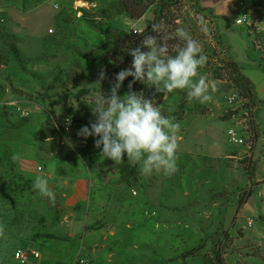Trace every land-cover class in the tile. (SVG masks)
Instances as JSON below:
<instances>
[{
    "label": "rangeland",
    "instance_id": "1",
    "mask_svg": "<svg viewBox=\"0 0 264 264\" xmlns=\"http://www.w3.org/2000/svg\"><path fill=\"white\" fill-rule=\"evenodd\" d=\"M116 1L0 0L1 24L13 36L22 57V64L11 59L6 65H0L1 214L5 216V210L14 209L23 235L28 233L33 237L42 231L58 232L54 206L32 187L39 174L38 167L47 173L57 204L59 194L49 176L53 172H71L77 162L94 174L112 176L118 181L121 178L124 197L129 196L126 207L135 205L134 195L141 196L138 211L141 220L131 221L127 229L120 226L125 239L106 241L105 249L94 254L79 240L29 241L28 247L25 244L19 249L41 251L45 256L50 247L57 248L61 257L70 262L77 259V264L79 260L87 264H213L216 252L224 264H264V183L257 186L256 193L236 215L253 190L241 168L248 162L254 163L255 157L264 174V98L262 109L255 104L251 112L239 99L229 104L227 99L235 95V90L227 82L213 80L201 69L200 74L215 85L210 102L188 100L179 109L180 94L172 92L164 96L161 104L166 117H175L181 125L177 170L171 175L163 172L142 175L139 165L128 166L126 154L124 164L117 166L101 156L102 146L100 149L94 146V137L85 139L77 135L95 117L88 104L94 101L92 92H79L91 89L88 84L79 86L75 75L82 72L88 76L101 69L79 58L77 53L98 48L114 28L138 33L152 21V9L138 20L117 16L102 29L83 20V12L93 16ZM194 1L180 0L173 13L180 18L179 28L197 40L202 50L212 51L222 23L217 24L201 13ZM243 15L246 21L240 26L230 21L225 24L246 36L248 27L250 32L254 30L264 36V0H235L229 20L243 19ZM249 48L253 61H257L259 50L252 49L250 42ZM210 54L206 53L207 57ZM76 63L79 66L75 67ZM261 85L264 89V77ZM181 92L186 94V90ZM125 94L126 88L119 89L118 95ZM21 111L27 115L22 116ZM229 128L238 132L243 144L228 142ZM213 142L220 151L227 149L239 158L238 162L229 163L231 170L223 171L218 161L216 165L211 160L201 161L202 155L212 158L209 144ZM208 166H213L212 171ZM236 191L240 193L239 198H230ZM0 247L12 260L13 253L12 257L8 254L16 247L15 243ZM13 262L16 263L14 259Z\"/></svg>",
    "mask_w": 264,
    "mask_h": 264
},
{
    "label": "clouds",
    "instance_id": "2",
    "mask_svg": "<svg viewBox=\"0 0 264 264\" xmlns=\"http://www.w3.org/2000/svg\"><path fill=\"white\" fill-rule=\"evenodd\" d=\"M152 31L159 34V26L153 25ZM202 31L207 29L202 28ZM168 38L180 41L172 46V54L166 42H159L163 38L151 34L143 38L140 47L129 49L132 65L115 74L109 94L91 93L94 101L88 104L95 119L77 133L85 139L94 137V146L97 149L102 146L101 156L117 166L124 164L126 154L128 166L139 165L140 173L145 176L154 172L171 175L177 170L181 125L175 117L164 116L160 107L143 94L129 91L123 97L118 95L124 80L133 77L130 89L133 82L141 81L154 86L164 96L176 90H186L189 101L197 100L201 104L210 102L216 90L206 75L199 72L208 60L199 42L183 28H177ZM142 48L148 50L142 51ZM105 79L106 70L101 69L97 80L88 86L101 89ZM38 172L33 190L55 206L56 193L49 185L47 173L43 169Z\"/></svg>",
    "mask_w": 264,
    "mask_h": 264
},
{
    "label": "crops",
    "instance_id": "3",
    "mask_svg": "<svg viewBox=\"0 0 264 264\" xmlns=\"http://www.w3.org/2000/svg\"><path fill=\"white\" fill-rule=\"evenodd\" d=\"M234 1L235 0H197V3L201 8L211 11L213 16L228 19V21L235 24L236 20H229L234 9ZM218 23H222L220 26L224 41L230 47L232 56L240 65L242 73L252 82L254 96L256 100L260 102L259 108L262 109L261 105L264 98V89L262 88L261 82L264 73L258 68L257 63L253 61L249 54L248 36H246V34L244 35V32H237L229 29L222 21ZM209 145V150L212 151L213 156L210 158V155H202V158L199 157L202 162L211 160L216 165L218 161L223 171L232 169L229 164L230 162H238L239 158L234 155L232 156L229 150L223 148V150L220 151V147L215 145V142ZM193 157L197 156L194 155ZM60 164L61 162L59 161L58 165L60 166ZM251 168L249 174L241 168L244 178L248 182H251L250 186L253 187V190H250L251 194L248 199L237 209L236 215L245 207L252 195L256 193L257 186L264 183V174L260 170L259 159L256 160L254 157V163L252 162ZM207 169L212 171L213 166H208ZM49 177L51 182L55 183L57 187L56 191H58L57 193L59 194L57 204L58 214L55 216V222L59 228L57 233L44 231H42V233L52 234L57 237L58 240L37 239L34 241L79 240L82 242V246H85L94 254L98 250L105 249L106 241H123L125 239L123 229L121 230L119 228L120 226L123 228L124 225V228L127 229L131 221L141 220V218L138 217L140 215L138 211L141 208V196L135 197L136 195H134L133 201L136 200L135 205L126 207L125 200L129 196L127 195L124 197L121 178L118 181L117 178H112V176L94 174L88 168L82 169L78 162L73 171L61 174L53 172ZM115 182H117V184ZM233 194L234 195H231L230 198H239L240 193L238 191ZM207 198H209V195ZM232 203L239 204L235 201ZM231 206L233 205L229 204V207ZM131 209L134 211H131ZM128 219H130V222H127ZM158 223L157 225H160V222ZM60 228L62 231L59 233ZM10 229L11 228H6L0 220V245L5 246L13 241L16 247L8 254L12 257V253L19 249L20 246L27 244L26 247H28L31 237L28 233L26 234L29 236L26 234L23 235L22 231L18 233V231ZM29 231H31V228H29ZM39 255L40 257L37 260H32L27 264H77V259L70 262L68 259L61 257L59 249L53 247H50L45 256L41 251ZM108 256L111 257V253L108 254ZM8 257L7 252L0 247V264H14L13 259L11 260Z\"/></svg>",
    "mask_w": 264,
    "mask_h": 264
},
{
    "label": "trees",
    "instance_id": "4",
    "mask_svg": "<svg viewBox=\"0 0 264 264\" xmlns=\"http://www.w3.org/2000/svg\"><path fill=\"white\" fill-rule=\"evenodd\" d=\"M179 3L180 0H117L112 6L99 9L93 16L87 15L83 12V20L88 25L97 29H102L107 21H110L117 16H126L130 20H138L151 9L152 21L139 33L134 31L126 32L114 28L104 36V41L98 48L92 51L77 53L79 58L96 64L101 69H105L107 75V79L102 81L101 89L83 90L79 91L80 94L90 92H104L109 94L111 85L115 82V74L122 69H128L132 65L133 58L129 54V49L140 47L143 38L150 34L163 38L159 42H166L169 45L170 54H172V46L180 43L178 39L168 38L175 33L177 28H179L177 22L180 18L173 13V8L178 6ZM194 4L201 13L211 17L217 24L219 21H222L223 24H228V19L213 16L211 11L201 8L198 5L197 0L194 1ZM2 21L3 18L0 15V65H6L11 59L18 64H22L21 53L13 41V36H11L1 24ZM153 25L159 26V34L152 31ZM168 28H171L170 32H168ZM248 30L250 46L254 50L258 49L260 54L255 62L257 63L258 68L264 73V36L260 33L254 32V30L250 32L251 28L249 27ZM252 33L253 38L251 39ZM214 40L215 47L212 51L202 50L205 55L206 53L211 54L210 57H208L206 65L200 68L201 71L207 76H210L213 80L227 82L235 90L234 94L236 95V99H239L240 102L245 105L246 109L251 112L255 108L254 105L260 103L254 96L252 82L242 73L240 65L234 60L230 47L224 41L222 31L214 37ZM219 47L220 50L218 51L217 48ZM147 50V48H142V51ZM76 66L79 65L77 64L75 67ZM22 68H24L23 65ZM77 68L80 69V67ZM101 69H96L94 73L88 76L83 75L82 72L76 73L75 78L78 81L79 86H84L96 81ZM131 81H133V77H127L120 89L126 88V93L132 91L137 94H143L146 99L152 100L156 106H159L162 114L166 116L161 104L163 102L164 94L157 92L154 86H150L141 81L133 82L130 89L129 83ZM173 92L180 94L182 97V100L178 104V108H184L188 101L187 95L182 93L181 90ZM251 169L250 162L243 167V170L247 174H249ZM52 209H54V213L58 214L57 200ZM1 210L2 209H0V220L2 224L6 228H11L10 230H16L20 233L21 227L17 216L14 215V209L12 210L11 208L10 210H5V216L1 214ZM37 239L58 240L54 235L47 233L34 234V236L30 238L31 241ZM212 261L213 264H224L219 252L213 254Z\"/></svg>",
    "mask_w": 264,
    "mask_h": 264
},
{
    "label": "built area",
    "instance_id": "5",
    "mask_svg": "<svg viewBox=\"0 0 264 264\" xmlns=\"http://www.w3.org/2000/svg\"><path fill=\"white\" fill-rule=\"evenodd\" d=\"M246 21V16L244 15L243 19H237L235 21L236 25H240L242 23H244ZM137 32V31H134ZM140 31H138L139 33ZM236 100V95H232L231 97H229L227 99V102L229 104H232L233 101ZM21 115L23 116L24 113L21 111ZM65 125V129H66V125H67V121L64 124ZM227 140L229 143L231 144H238L241 145L243 144V140L239 137L238 132L233 129V128H229L227 129ZM40 168L38 167V170ZM110 172H114V169L109 168ZM248 224L250 225L251 222L248 221ZM40 257L39 253L36 250L33 249H17L16 251H14L13 253V259L16 262V264H27L32 260H37ZM78 264H87L86 261L84 260H79Z\"/></svg>",
    "mask_w": 264,
    "mask_h": 264
}]
</instances>
